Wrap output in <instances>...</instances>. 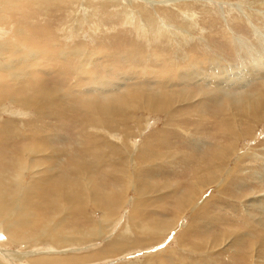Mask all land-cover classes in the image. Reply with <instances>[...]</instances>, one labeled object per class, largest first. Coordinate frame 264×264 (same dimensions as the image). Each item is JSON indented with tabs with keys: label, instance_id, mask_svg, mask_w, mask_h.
I'll use <instances>...</instances> for the list:
<instances>
[{
	"label": "bare ground",
	"instance_id": "bare-ground-1",
	"mask_svg": "<svg viewBox=\"0 0 264 264\" xmlns=\"http://www.w3.org/2000/svg\"><path fill=\"white\" fill-rule=\"evenodd\" d=\"M138 1H143L150 6L152 5V8H158V4L161 2L158 0L154 2L152 0H0V77H2L0 81V111L6 114H14V116H20L29 114L30 112H28L27 109H32L33 113L37 111L45 115L49 111L53 113L57 109L66 108L68 96L64 92H69V90L72 92L75 90L83 91L82 89L86 86L83 82V78L87 77L92 70L91 68H86V65L91 64L95 57L98 61V58L110 60L116 56L117 52L112 50L111 52H107L103 47L99 49L95 46V50L90 49V38L84 39L89 32L97 35L101 32V27H105L101 17L105 19L108 18V15L110 17L114 15L118 16V14L122 12L125 23L129 26L131 25L134 30L141 33L139 36L149 41V30L151 28L152 30L155 29L158 33L156 35L157 38L161 35L168 37L170 33L172 34V29L168 28L173 27L169 25L166 20H160V15L154 16L152 10L147 8L149 5H142L143 8L140 11H136L134 9L135 4L141 7ZM93 3H98V5H92ZM118 7L120 10H118ZM30 10L31 12H29ZM50 11H52V13H49ZM46 13L52 14V17H57L60 13L63 20H65L62 22L61 29L59 30H62L64 33L62 43L65 44L66 39L74 41L73 43L68 42L66 46L61 42L50 41L51 36L47 33L50 32L49 29L51 25L48 23L52 24L51 19H46L44 17L43 20H45V22L40 21L38 25L34 22L27 21V15H31L32 17L40 15V17H43ZM16 16H19L20 20H14L13 23L9 22V18ZM32 17H30V19ZM161 17L164 18V16ZM142 18L144 21H142ZM68 21H70V23H68ZM123 21H121V23H124ZM34 26H36L37 29ZM108 29H105V31ZM176 30L178 31L179 29ZM10 31L11 35H8ZM42 33L49 37V41L44 40L45 43L43 42ZM37 35H39V41L36 40L38 37ZM181 37L183 39L186 36L182 34ZM170 40H172L171 36ZM177 41H179V39ZM44 45H48V47ZM132 51L126 52L122 57H129L132 55ZM167 54L170 53L162 54V56L155 53L154 56L157 57L160 62L163 60L164 64L167 62L178 64L177 62L185 61L187 64L191 65H187L182 69H180V66L177 67L176 70L169 69L165 66L166 77L163 78L162 76L154 80L152 77L148 76V72H140L136 77L141 80H138L136 83H143L144 85L131 84L129 86L130 88L120 91L119 93L110 94L106 96L107 98L98 96L92 100L86 101L84 111L88 119H92V116L99 118H97L98 121L92 119L91 123L87 124L89 126L93 124L97 130H102V132L105 131L106 133L104 132V135L107 134L110 138L113 137L112 139L116 140V144L120 146L123 153H120V151L114 148L111 150L112 146L107 148L108 154L111 155L110 157L108 156L109 158L115 157V155L119 153L120 155L124 154L123 149L125 148H130L126 153L132 158L134 153H137L136 150L138 146L135 145L136 150L133 153L131 147L134 142L129 143L130 139H128L132 134L130 132L131 130L129 131L126 129L124 135L127 137H125L113 131L114 134L109 129L107 130V128L118 124V122H121V124H128L129 119L134 117L136 119L134 114L141 109L154 112H166L169 114L170 120H174L175 113L177 111H183V109L181 110V108L178 107L175 110L177 104H188L201 96L202 101H198V104H200L206 99L213 98V94H223L219 110L221 114H223L225 110L230 114V119L225 120L227 118L226 116L225 119L223 117V119H220V125L224 133L223 136L225 137V141H223L224 145H219L217 149H214L210 153L208 161L207 159L205 160L206 164L204 167H201L199 170L196 169L195 174L192 176V181L187 182L183 187H181V183L179 184V182L175 184L178 188H173L174 184L173 186H169L167 183H160L164 185H157L158 181L155 177L163 173H156V175L151 177L146 173V170H142L141 173L136 174V178L143 186L149 187V190H151L150 193H158L160 199L167 204H160L158 206L149 204V202L143 198L138 201L137 197L139 195L131 197L129 193L132 191V187L129 184L123 187L118 186L116 189L113 188V190L111 189L109 191L106 189L102 190L100 182H97V178H95L94 174H91V172L98 167L97 161L94 165L85 161L78 163L73 161L74 163L71 168L65 166L66 168L64 169L63 167L52 165V172L55 170L59 171L61 168L63 170L67 169L69 172L64 171L66 173H62V171L58 174L45 173V169L37 170L35 169L36 165L34 163L31 168L33 170H29V173H25L31 161L25 162L19 154V149L15 153V159L7 162L3 160L0 161V264H93L97 261L109 258L105 256L122 253L127 248H132V241L140 242L142 246H147L151 243L156 244V242L158 243L161 240L163 241L168 235V231L171 229L166 231L164 236L161 237L163 234L162 228L166 229L165 227L167 226L175 227L176 224L178 226L180 217L188 210H191L190 214H192V218L187 224L188 228L185 229V232L192 230L193 227L199 228L200 225H206L205 215L208 212L209 226L222 225L225 229H229L227 231L222 230L211 240V244H214V247H212L213 252L217 250L215 244L218 246L224 244L221 248L224 250L223 253H228L230 256L233 254L239 257L241 264H263L261 259L264 258V208L261 207V204L264 197L258 196L260 199H257L258 203L256 202L255 206L254 200L247 201L238 208L236 217L228 218L227 214L222 213L223 211L216 212L215 203H217L219 199L214 197V194L213 196L212 194L207 195L208 193L205 195V190H207L206 188L211 184L218 183V187L227 195L228 198L226 200L228 201L231 199L228 195L234 196L230 186L241 181H248V174L243 172L239 173L236 168L234 172V167L232 172L231 170L225 171L229 172L227 175L224 174L225 178L222 179L219 175L225 167V161L233 153V146L236 144L234 143L235 140L242 137L244 138L246 135L247 137L251 135L252 131H254L252 128L254 125L250 124V122L252 120H261L263 117L264 86L256 93H244V91L242 92L239 90L238 94L230 92V86H223L220 90L225 91L221 93L219 91L220 83L228 79H220V77L216 75L217 72L215 71L217 64L214 67L212 66L214 75H211L208 80H205L198 78L202 73L199 67L196 66L199 62L198 60H200L196 58L197 56L192 58L189 54H186V57L176 54L175 60L172 61L174 56L170 54L171 56L166 58V56H169ZM260 56L261 54L258 55V57ZM48 59L52 60L51 67L46 63ZM255 59L256 57L253 58L254 62L250 65L245 66L242 64L245 67H241L242 72L245 73V77L249 75L254 77L259 74L264 78V62L257 59V63H255ZM213 60L214 59L208 62L211 63ZM67 62L73 65V71H75L76 75L74 79L75 84L69 90L55 89V87L52 88L44 84L42 80L40 81L39 78L34 77L33 69L31 68L32 65L38 64L42 67L38 68L41 72H47L48 70L44 69L47 67L51 68L52 71H56L57 65L67 64ZM65 66V68H67V65ZM109 67V65L105 66V70ZM172 70L174 72L173 77L170 76ZM130 77L137 80L134 76ZM190 78L205 80V85H207V87L209 86L211 89H199L196 90V92L188 90L184 86L187 85V80ZM88 79L85 81H88ZM23 80L26 81V84L22 86L20 90H15V88L11 87V81L14 85H18ZM96 80L97 82H93V84L87 86L86 90L95 93L109 90L110 83L105 77H98ZM98 83L101 85H98ZM152 84H157L155 85L157 88H153ZM14 105H18L20 109H14ZM33 110H35V112ZM185 119L190 120L191 118ZM179 120H182V118L175 119L174 121ZM83 124H85V122ZM20 125L23 126L24 122H20ZM17 127L18 122L14 120L9 119L0 122V142L9 141L7 138L17 140L22 138L24 134L19 133ZM126 128H128V126ZM94 130L93 128L92 131ZM94 136H96V142L100 141L101 138L105 139L103 135L99 137L97 135ZM158 145L159 144L152 136L147 137L146 143H142L140 146L138 163L151 162L155 158H162L169 154L167 150L160 152L158 150ZM154 146L157 148L154 149ZM90 148L92 149V147ZM31 153L36 154V150H31ZM100 155L101 152H99V158ZM260 158L261 157H258L257 160ZM118 159H120V156ZM130 161L131 160L126 162V160L122 159L120 163L124 167L131 168L132 163ZM80 163L83 165L78 168ZM102 163H104V160ZM123 166L119 167V172H129L130 169L124 170ZM70 171H73V173ZM144 171L146 175L142 173ZM252 174H255V172ZM107 175L112 177L111 172L107 173ZM29 176L31 177L29 178ZM259 176H261V180L264 182V173L262 174L259 172L256 178ZM127 177H129V174L126 175V177H122L123 184L126 183ZM147 178H150L151 182H149L150 179L149 181H145ZM261 180H258V182H261ZM170 184L172 183L170 182ZM145 191L146 190L141 191L140 195L144 194ZM144 196L149 197L150 194H145ZM169 198H174L171 205L173 208H171L174 211L176 210L175 219L171 222L162 224L157 218H153L155 215L154 209H158L161 213V209L165 210L170 204ZM156 201L155 199V203ZM213 202L214 204H212ZM126 204H129L131 209L130 211L127 209L124 214H122V218V216H120V210L123 211ZM231 204L233 205L234 202H230L228 205L230 206ZM211 205L214 206L213 210L210 209L212 207ZM91 208L93 211H100L102 213L99 219L90 215L88 210ZM39 210L45 211L41 214ZM149 215L151 222L148 220L146 222V217L148 218ZM74 216L79 217L81 221L84 219L87 223L89 222L92 225H87V228L86 226L83 228L80 227L79 223L81 222H79L78 224L74 223L75 225H72L70 228L65 227ZM124 216L126 217L124 218ZM239 217H242V220ZM229 219L236 224H228V221L230 222ZM120 222H122L121 226L125 223L126 225L124 224V227L127 228H124L125 231L122 230V232L118 234L116 229ZM109 232L115 235H113L111 239H106V244L103 246H101L100 243L97 245L92 244L94 247L89 248L91 245L90 243L103 239L104 236L110 234ZM17 242H19L18 249L16 247H14L16 250L9 248V246H16ZM89 249L93 250L89 252H80ZM214 259L212 264L218 263Z\"/></svg>",
	"mask_w": 264,
	"mask_h": 264
},
{
	"label": "rangeland",
	"instance_id": "rangeland-1",
	"mask_svg": "<svg viewBox=\"0 0 264 264\" xmlns=\"http://www.w3.org/2000/svg\"><path fill=\"white\" fill-rule=\"evenodd\" d=\"M152 1L154 2L155 0ZM158 1H161L158 4V8H152V5L150 6L143 1H138L140 2L139 4H141V7H139L138 4H135L134 9L136 11H140L143 6L149 5L147 8L152 10L154 16L160 15V20H166V22L173 27L168 28L172 29L173 31L172 34L170 33L168 35V37L161 35L157 38L156 35L158 33L155 31V29L152 30L151 28L149 30L150 37L148 38L150 41L146 40L145 38L139 36L141 33L134 30L131 25L129 26L125 23V18L123 17L122 12L119 14L117 13L118 16L114 15L113 17H110L108 15V18L105 19L101 17V20L104 23L103 25L105 26L104 28L101 27V32L97 35L91 32L86 34L84 39L90 38V49L95 50V46H97L99 49L103 47L107 50V52H111L112 50L117 53L115 58L110 60H102L98 58L97 61L95 57L91 64L86 65V68H91L92 70L89 72L90 74H88L87 77L83 78V82L86 84L85 88L82 89L83 91L75 90L76 92H72L69 90L75 84L74 79L76 77L75 71H73V65H71V63L68 64L67 62V64L64 63L57 65V70L52 71V69L49 68L52 66V60L48 59L46 63L49 65V67L44 68L45 70H48L47 72H41L38 70V68H42L38 64L31 66L34 77L39 78L40 81L42 80L44 84L52 88L55 87V89L69 90V92H64L68 96L67 107L57 109L53 113L49 111L45 115H42L41 112H35V110H33L35 112L33 113L32 109H27V111L30 112L29 114H23L20 116H14V114H6L0 111V122L9 119L14 120L18 122V132L24 134L22 138L18 140L7 138L9 141L0 142V161L3 160L7 162L15 159V153L20 149L19 154L22 156L23 160L25 162L31 161V164L28 169H26L27 171H25V173H29V170H33L31 168L35 163V169H45V173L56 174L61 173L62 171V173L68 172L67 169H63L66 167L71 168L74 163L73 161L77 163L85 161L92 165H94L97 161L98 167H96V170L91 172V174H94L95 178H97L96 181L100 182L102 190L106 189L109 191L111 189L113 190V188L116 189L118 186L123 187L129 184L132 187V191L129 193L131 197L139 195L141 197H137L138 201L143 198L149 202V204L154 206L166 203L160 199L158 193H150L151 190H149V187H144L143 184L136 178V174L141 173L142 170H146V173H148V175L151 177L156 175V173H163L158 175V177H155V179L158 181V184L155 183L157 185H164L160 183H167L169 186H173L174 184L173 188H176L177 185L175 186V184L178 182L179 184L181 183V187H183L187 182L192 181V176L195 174L196 169L199 170L201 167H204L206 164L205 160L207 159L208 161L210 153L214 149H217L219 145H224L223 141H225V137L223 136L224 133L220 125V119H225L226 116L227 118L225 120H228L230 119V114L227 110L221 114V111L219 110L223 94H213V98L206 99L200 104H198V101H202L201 96L200 98L192 100L188 104H177L175 106V110L177 107L181 108V110L183 109V111H177L175 113L174 120L182 118V120L179 121L170 120L169 114L166 112H154L148 111L147 109H141L135 112L134 116H136V119L134 117L128 120L129 125L127 123L121 124V122H118V124L113 125L110 128L106 127L107 130L109 129L112 133L117 132L121 136L124 135L126 129L129 131L131 130L130 132L132 134L128 137V139H130L129 143L134 142V144H132L131 151L134 153L136 150L135 145L138 146L136 150L137 153H134L132 158H130L126 153L130 148L123 149L126 156L124 154L120 155V153H123V151H121L120 146L116 144V140L112 139L113 137L110 138L107 136V134L104 135L106 132H102V130L99 131V129L97 130L93 124H90V126L88 125L91 123L92 119L97 120L98 117L92 116V119H88L86 112L84 111L85 102L98 96H104L107 98L106 96H109L110 94L119 93L120 91L130 88L129 86L131 84L144 85L143 83H136L138 80H141L140 78L138 79L136 77V75L140 72H148V76L152 77L154 80L158 77H166L165 66H167L169 69L176 70L177 67L181 66L180 69H182L187 65H191L187 64L185 61L177 62L178 64H172L171 62L164 64L163 60L160 62L159 59L154 56L155 53L159 56H162V54L168 52L174 56L172 61L175 60L176 54L185 57L186 54H189L192 58L197 56L196 58H199L200 60H198L199 64L197 63L196 66L199 67L200 72L202 73L198 77L200 79L208 80L211 75H214L212 66L214 67L217 64L215 71L217 72L216 75L220 77V79L225 78L226 80H230L220 83L219 91L221 93L225 91L220 90L223 86H230L229 91L235 94H238L239 90L242 92L244 91V93H256L260 91L264 86V78L262 75L260 76L258 74L254 77L249 75L248 77H245V73L242 72L241 67L245 68L243 65L246 66L252 64V62H254V57H256L255 63H257V59H260L261 62H264V0ZM92 5L97 6L98 3H93ZM118 10H120L119 7ZM29 12H31V10ZM49 13H52V11ZM49 13H46L43 17H40V15L36 17L27 15V21L32 23L34 22L36 25H38L40 21L45 22V20H43L44 17L46 19H51L52 24L48 23L51 25V28L49 29L51 33L49 31V33H47L51 36L50 41L62 43L64 33L62 30H59L61 29L62 22L65 20H63L60 13L57 17H52V14ZM161 16H164V18ZM30 17L32 18L30 19ZM9 20V22L13 23L14 20H20V17H11ZM120 20H124V23H121ZM142 21H144V19ZM68 23H70V21H68ZM34 27L37 29L36 26ZM105 29L112 30L105 31ZM176 29L179 30L177 31ZM182 34L186 36L183 39L181 37ZM8 35H11V31L8 33ZM37 36L38 37L36 40L39 41V35ZM170 36L172 40H170ZM42 37L44 43L45 41H49V37L47 35H43L42 33ZM91 38L92 40L95 39L93 40L94 42L91 40ZM178 39L179 41H177ZM65 41L66 43L62 44L66 46L68 45V42H74L72 40L69 41L68 39ZM44 46L48 47V45ZM127 50H133L132 55L129 57H122L126 52L128 53ZM170 54H167L169 56H166V58H169L171 56ZM260 54L261 56L258 57ZM212 59H214L213 62L209 63L208 61H211ZM65 65H67V68H65ZM108 65L110 67L105 70V66ZM130 76L136 77L137 80L132 79ZM170 76H174L173 70L172 73H170ZM98 77H105L106 80L109 81V90L106 92L99 91L96 93L86 90L87 86H90L93 84V82H97L96 79ZM1 78L2 77H0V81L2 80ZM198 78L188 79L187 85L184 87L195 92L199 89H211L209 86L207 87V85H205V80H198ZM87 79L88 81H85ZM25 84V80L20 82L18 85H14L11 81V87L15 88V90H20V88ZM99 84L100 83H98V85ZM152 85L153 88H157L155 86L157 84ZM211 87L217 89L213 86ZM13 108L20 109L18 108V105H14ZM185 118L191 119L187 120ZM20 122H24V125L21 126ZM84 122L85 124H83ZM250 124L254 125L252 126L254 131H252V134L248 135V137L246 135L244 138L242 137L237 139L239 141L235 140L234 143L236 144L233 146V153L231 155L232 157H228L230 159L227 158L224 163L225 167L219 175V177H222V179L225 178V175L229 173L225 171L231 170L232 172L234 167V172L238 169L239 173H247L249 176L248 181H241L237 183L238 185L235 183L231 186L229 185L234 196L228 195L231 198L228 201L226 200L228 198L227 195L224 194L222 189L218 187V183L211 184L206 188L207 190H205V195L208 193L207 195L212 194L213 196L214 194V197L219 199L217 203H215L216 212L223 211L222 213L227 214L228 218L236 217L238 214V208H240L241 205L247 201L254 200L253 202L255 204H253L255 206L256 202L258 203L257 199H260L259 197H264V182L261 180V176L256 178L259 175V172L262 174L264 173V113L261 120H252ZM125 126H128V128ZM93 128L95 129L94 131H92ZM94 135H97L98 137L103 135L106 140L101 138L100 141L96 142L95 140L97 139ZM149 136H152L153 139H155L159 144L158 150L160 152L167 150L169 154L163 156L162 158H155L151 162L138 163L140 146L142 143H146V139ZM110 146H112L111 150L114 148L117 149V151H120V153L116 154L115 157L109 158L111 155L108 154L109 152L107 151V148H110ZM90 147H92V149ZM153 148L155 149L157 147L154 146ZM33 149L36 150V154L31 153V150ZM99 152H101L100 158ZM119 156L120 159H118ZM258 157L261 158L257 160ZM122 159L126 160V162L131 160L130 162L132 163V167H124L120 163ZM103 160L104 163H102ZM52 165L63 167V169L61 168L59 171L55 170L52 172ZM82 165L83 164L80 163L78 168H80ZM121 166H123L124 170L130 169L129 172H119V167ZM70 172L73 173V171ZM110 172L112 173V177L107 175V173ZM254 172L255 174H252ZM142 173L146 175L145 171ZM128 174L129 177L126 178V183L123 184L122 177H126ZM30 177L31 176H29V178ZM150 178H147L148 180L146 179L145 181H149ZM258 180H261V182H258ZM149 182H151V179ZM170 182L172 184H170ZM143 190H146L145 193L140 195L141 191ZM145 194H150V196L145 197ZM155 199L157 200L156 203ZM173 199L169 198L170 204L165 210L161 209V213L158 211V209H154L155 215L153 218H157L162 224L174 220L176 210L174 211L172 209L173 207L171 206ZM230 202H234V206L232 204L229 206L228 204H230ZM212 204H214V202ZM211 206L212 207L210 209L213 210L214 206ZM261 207L264 208V198ZM127 209L128 211L131 209L129 204L124 206L123 211L120 210V216H122V214H124ZM44 211L39 210L41 214H43ZM88 211L91 216L94 218L96 217L97 219H99L102 215L100 211H93L92 208ZM190 212L191 210H188L180 217L178 226L176 224L175 227L167 226L165 227L166 229L162 228L163 234L161 237L164 236L166 231L169 229L171 230L168 231L169 233L166 238L163 241L161 240L162 242H158L159 244L156 242V244L151 243L150 245L142 246L140 242L131 240L133 242L132 248L129 247L122 253L105 256L109 258L97 261L93 264H212L214 258V260L218 262L216 264H241L239 257L234 256L233 254L230 256L228 253H223L224 250L221 248L224 246V244H220L219 246L215 244L217 246V250L214 251L215 253L213 252L212 247H214V244H211V240L214 239L222 230L227 231L229 229H225L222 225L209 226L208 212L205 215V222L207 223L206 225H200L199 228L193 227L192 230L185 232V229L188 228L187 224L192 218V214H190ZM126 216H124V218ZM148 218H150V215ZM148 218L146 217V222L147 220L151 222V218ZM239 218L242 220V217ZM229 220L230 222L228 221V224L231 225L234 223L231 222V219ZM74 223H79L80 227L83 228H85L84 226L87 228V225H92L89 222L87 223L84 219L81 221L79 217L74 216V218H71L70 222L65 227L70 228L72 225H75ZM121 223L122 222L118 224V228L116 229L118 234H120L124 228H127L124 227L125 223H123L122 226ZM109 233L111 234L112 232ZM109 235L104 236L105 239H99L96 241L97 243H90L91 245L89 244V248L94 247L92 244L97 245L98 243L103 246L107 243L105 240L111 239L115 234L112 233L110 236ZM18 246L19 242L16 243V246H9V248L16 250ZM235 249L238 250L237 248ZM91 250L93 249L80 252H89ZM261 261L264 264V258L261 259Z\"/></svg>",
	"mask_w": 264,
	"mask_h": 264
}]
</instances>
